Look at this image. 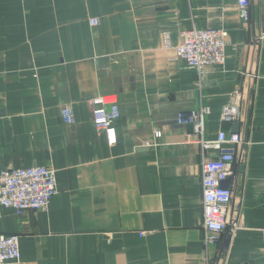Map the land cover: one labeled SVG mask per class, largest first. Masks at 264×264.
<instances>
[{
	"label": "crops",
	"instance_id": "0c3cea01",
	"mask_svg": "<svg viewBox=\"0 0 264 264\" xmlns=\"http://www.w3.org/2000/svg\"><path fill=\"white\" fill-rule=\"evenodd\" d=\"M237 3L0 0V171L48 166L57 188L45 210L0 205V234L19 236L5 264H264V0H248L247 19ZM192 25L228 32L224 63L200 77L175 58ZM235 90L226 220L240 227L205 246L201 162L217 151L175 116L209 107L216 139ZM100 97L118 103L114 144L92 122Z\"/></svg>",
	"mask_w": 264,
	"mask_h": 264
},
{
	"label": "built area",
	"instance_id": "2783aa9c",
	"mask_svg": "<svg viewBox=\"0 0 264 264\" xmlns=\"http://www.w3.org/2000/svg\"><path fill=\"white\" fill-rule=\"evenodd\" d=\"M237 8L243 19L248 18V0H238ZM91 24H97L98 19L91 18ZM228 32L224 28H201L192 25L179 31L180 42L176 47L175 58L187 67L197 71L201 76L204 67L223 64L225 50L228 45ZM260 38H264V31ZM200 82L198 81V85ZM92 109V122L97 131H105L110 144L115 143L113 121L119 115L117 100L100 97ZM65 123H73L74 111L71 105H64L60 110ZM209 107L200 105L197 109L178 111L175 120L179 124L193 127L203 150L215 149L214 159H202V192H203V229L204 245L208 246L218 241L219 234L227 231L232 236L240 225L237 222H227L226 213L231 203L232 190L226 182L229 181L231 166L235 159L236 146L242 142L237 129L241 114V93L235 90L231 93L229 102L222 108V118L233 128L220 131L213 140L204 139L205 117ZM155 137L161 132L154 131ZM56 173L48 166L18 167L0 171V205L10 207L17 214L25 210H45L51 198L55 195ZM20 257L19 236L16 234H0V264L17 261Z\"/></svg>",
	"mask_w": 264,
	"mask_h": 264
}]
</instances>
